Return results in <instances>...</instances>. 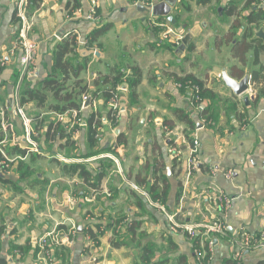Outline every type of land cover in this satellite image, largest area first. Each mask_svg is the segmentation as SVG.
<instances>
[{"label": "crops", "instance_id": "obj_1", "mask_svg": "<svg viewBox=\"0 0 264 264\" xmlns=\"http://www.w3.org/2000/svg\"><path fill=\"white\" fill-rule=\"evenodd\" d=\"M16 1L0 0V57L6 62L0 106L8 112L0 121L5 155L0 154L15 167L0 180V260L42 264L39 242L55 230L71 233V243L52 245L53 264H145L143 259L147 264H198L194 240L184 231L170 230L169 216L175 215L197 232L222 221L226 232L211 234L210 264H238L234 241L244 232L252 238L264 232V38L257 35L264 31V20L252 21L264 9V0H80L85 12L96 5V22L70 19L67 7L74 0H43L29 13L28 35L38 45L36 76L23 79ZM214 3L218 74L194 76L188 55L193 33L185 31L180 44L165 43L164 30L149 24L150 7L161 13L157 20L171 22L169 16L179 20L183 7L188 16L212 15ZM70 37L76 39L73 54L82 65L76 78L69 74L66 84L71 88L79 79L93 92L94 81L112 70L134 71L139 82L119 87L123 114L115 124L102 96H83L91 101L75 110L74 130L57 120L61 96L50 89L37 101L25 102L38 152L24 137L21 117L12 114L16 91L35 89L55 75L61 79L62 73L54 71L55 52ZM260 69L255 83L254 72ZM224 73L236 80L249 75V89L236 94ZM187 76L218 95L216 102L204 97L207 116L177 86V79ZM191 120L194 128L187 123ZM195 137L200 165L188 175ZM175 147L179 152L170 154ZM216 193L229 196L231 205L217 207L212 200ZM263 243L246 251L240 264H264Z\"/></svg>", "mask_w": 264, "mask_h": 264}, {"label": "built area", "instance_id": "obj_2", "mask_svg": "<svg viewBox=\"0 0 264 264\" xmlns=\"http://www.w3.org/2000/svg\"><path fill=\"white\" fill-rule=\"evenodd\" d=\"M26 5L27 0H17L16 1V12L17 17L21 22V27L19 30V34L17 37L16 45L22 49V54L20 56V73L21 78L25 77H34L36 76V56H37V48L38 45L35 41H32L29 38L28 30H29V17L26 13ZM68 17L75 18V19H84L92 22H96L100 20L98 16L97 7L95 4L91 6L88 12H85L81 6L77 7L76 9L72 10L70 14L68 11ZM149 24L152 28H159L160 30H164V37L169 39L173 38V40H182L183 37L178 35L175 37L174 30L172 29L169 22H161L156 19V16L153 14L152 7H150V18ZM178 44V43H177ZM6 65L4 57H0V75L3 72V69ZM177 86L181 89L184 88L187 94L190 96V101L192 105L198 112H202L205 110L203 101L204 99L201 96V89L198 84H195L192 80H188L187 82H177ZM90 97H84L83 104L89 99ZM15 109L13 110L14 116H20L23 121V126L25 129V139L26 141L33 147L35 151H40V146L32 138V119L25 111V109L20 104V93L19 89L16 91L15 95ZM110 106L111 113L113 117L117 120L123 114L121 110V101L119 98L118 93H115L108 101ZM7 110L0 106V121L3 122L7 118ZM11 114V115H12ZM78 112L74 109H68L63 113L57 114V120L64 122L67 125L69 130H74L76 124H78L77 120ZM0 152L4 154V151L0 148ZM170 154H177L179 149L177 147L169 150ZM5 155V154H4ZM11 160L6 157L4 160L0 161V173H8V168L10 167ZM200 165V142L198 138H194L192 141L190 157L187 160V173L190 175L193 170L198 169ZM231 173L227 174V177L230 178ZM213 202L219 206L221 210L229 207L231 205L232 199L229 196L224 194L218 195L215 194V197L212 199ZM170 220V230L174 233H179L184 231L189 238L193 239L197 236L200 238V242L203 243V246H196L195 247V255L198 261V264H210L211 256L208 255L214 247V238L211 234H224L226 232L225 224L220 221H214L210 224L204 225L201 231L197 232L196 228L193 225L181 223L175 217V215L169 216ZM71 233H67L64 235H58L55 230L52 232L47 233L44 235L40 240V247L43 252V263L42 264H53V248L52 245L55 243L56 245H66L71 243ZM264 240V232L262 236L258 238H252L248 233L244 232L240 239H236L234 257L240 264V261L246 251L256 247L259 243ZM207 246V248H205ZM208 250V251H207Z\"/></svg>", "mask_w": 264, "mask_h": 264}, {"label": "trees", "instance_id": "obj_3", "mask_svg": "<svg viewBox=\"0 0 264 264\" xmlns=\"http://www.w3.org/2000/svg\"><path fill=\"white\" fill-rule=\"evenodd\" d=\"M43 0H27V5H26V13L29 17V13L35 10L36 8H39ZM81 5L80 0H74V2L68 4V11L71 14L72 10L76 9ZM254 20H264V9L257 11V13H254V18H252V21ZM159 29V28H157ZM76 47V39L75 37H70L62 42H60L57 45L56 52H55V69L54 71L62 73V78L58 79V75H55L54 77L45 79L42 81L39 87L35 89L31 88H25L22 89L20 92V104L23 107L24 103L27 101H37L39 94H44L45 91L51 90L55 95H59L61 97L58 98V110L59 112L63 113L68 109H74V110H80L82 104H83V96L84 95H90L91 98L97 97V96H102L106 102L109 101V99L115 94L118 93L119 87L122 86H128L129 88L134 87L138 82V78H134L133 76L135 75V72L132 71L133 73L131 74H126L125 72H122L121 70H112L111 74L108 75H103L99 79L94 81V86L95 90L93 92L90 90V87L87 83H84L82 80H75L74 86L71 88V85L66 84L67 79H70L71 77L69 76L70 72L73 73L74 78L77 77L78 71L82 69V65H80L77 62V59L75 57V50ZM259 53V51H258ZM73 54V55H72ZM261 72L262 70L260 69L259 71L254 72V81L255 83L259 82L261 78ZM188 80H192L195 84H198L201 89V96L204 99V97L213 99L214 94L212 91L205 89L203 87V84L196 79L193 76H187L185 78H178L177 82H182L183 85L185 82ZM184 92L185 89L181 88ZM200 114L207 116V109L203 110ZM208 118V117H207ZM94 119L95 115L93 114L90 119H89V127L93 128L94 125ZM110 119L112 123L116 122L117 119L113 117L112 113H110ZM191 127H195L196 124L191 120L187 121ZM115 124V123H114ZM51 128V125H50ZM91 130V129H90ZM59 132V129H57ZM91 135L94 137V130H91ZM38 143V142H37ZM39 144V143H38ZM25 151H22L24 153ZM2 159L1 154H0V160ZM4 174L1 172L0 173V180L4 179ZM129 224H125L127 227ZM130 226V225H129ZM128 226V229H129ZM127 230V229H126ZM261 235H258L257 238L259 239ZM194 243L196 246H200V238L199 236L193 238ZM114 244H118L115 243ZM207 248V246H205ZM208 251V250H207ZM208 255H210L208 251ZM142 263L147 264L144 259L142 260ZM182 264H187L184 262H181ZM0 264H7L6 260L1 259ZM149 264V263H148Z\"/></svg>", "mask_w": 264, "mask_h": 264}, {"label": "rangeland", "instance_id": "obj_4", "mask_svg": "<svg viewBox=\"0 0 264 264\" xmlns=\"http://www.w3.org/2000/svg\"><path fill=\"white\" fill-rule=\"evenodd\" d=\"M212 15H208L205 13H198L195 16H188L187 11L185 10V7L182 8L181 16L178 19H175L176 21L172 24L169 22L171 25L172 29L174 30L175 37H178V35H181L183 37L182 40H184V34L185 31L188 33H193L192 34V39L188 43L189 37H187L186 43L190 44L189 50H188V55L191 58L190 63H191V70L195 72L194 76H210L213 77L214 75L218 74V3H214V6L212 8ZM187 14V15H186ZM177 16V17H178ZM207 16V17H206ZM178 20V21H177ZM181 24L184 26H181ZM176 25L181 26L182 28L180 30H177ZM198 33H200V37L195 36ZM165 43L169 42L170 40H173V38H164ZM202 39V40H200ZM182 40H173L174 44L176 45L177 43L180 44L183 42ZM170 44V42L168 43ZM189 46V45H188ZM196 47H204L206 51H194ZM183 66H186V62H183ZM203 83V82H202ZM214 98L215 102L218 101V95L215 94L214 92ZM213 98V99H214ZM67 154H71V151L68 150L66 152ZM15 167H9L8 171L11 174L12 171L14 170Z\"/></svg>", "mask_w": 264, "mask_h": 264}, {"label": "water", "instance_id": "obj_5", "mask_svg": "<svg viewBox=\"0 0 264 264\" xmlns=\"http://www.w3.org/2000/svg\"><path fill=\"white\" fill-rule=\"evenodd\" d=\"M169 1V0H168ZM176 1V0H175ZM173 3V2H171ZM157 7H154L152 9L153 11V14L154 15H158V14H161V13H158V10L156 9ZM163 12V11H161ZM164 15H168L167 13L163 12ZM162 14V15H163ZM169 20L174 23L175 22V19L172 17V16H169ZM258 36H261L264 38V31L261 29L258 33H257ZM223 79L224 81L227 83V85L233 89V91L238 94V95H241L243 93H245L248 89H249V75H245L241 80H236L232 77H230L227 73H224L223 74ZM91 101V99L89 98L85 105H89V102ZM264 244V243H263Z\"/></svg>", "mask_w": 264, "mask_h": 264}]
</instances>
